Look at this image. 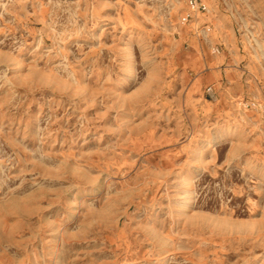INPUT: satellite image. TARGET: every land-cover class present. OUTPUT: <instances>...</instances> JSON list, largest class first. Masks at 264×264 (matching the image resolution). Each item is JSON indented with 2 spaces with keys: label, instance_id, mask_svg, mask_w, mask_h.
<instances>
[{
  "label": "rangeland",
  "instance_id": "1",
  "mask_svg": "<svg viewBox=\"0 0 264 264\" xmlns=\"http://www.w3.org/2000/svg\"><path fill=\"white\" fill-rule=\"evenodd\" d=\"M202 1L0 0V264H264V0Z\"/></svg>",
  "mask_w": 264,
  "mask_h": 264
},
{
  "label": "built area",
  "instance_id": "2",
  "mask_svg": "<svg viewBox=\"0 0 264 264\" xmlns=\"http://www.w3.org/2000/svg\"><path fill=\"white\" fill-rule=\"evenodd\" d=\"M186 3V6L188 10L190 11L189 13L185 14L181 19L182 22L185 24L192 19V13L194 12H201V13H206L207 12V6L202 0H184ZM218 53V50L216 51ZM211 87L207 88L208 92H211Z\"/></svg>",
  "mask_w": 264,
  "mask_h": 264
},
{
  "label": "bare ground",
  "instance_id": "3",
  "mask_svg": "<svg viewBox=\"0 0 264 264\" xmlns=\"http://www.w3.org/2000/svg\"><path fill=\"white\" fill-rule=\"evenodd\" d=\"M144 256V255H143Z\"/></svg>",
  "mask_w": 264,
  "mask_h": 264
}]
</instances>
